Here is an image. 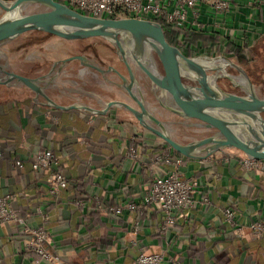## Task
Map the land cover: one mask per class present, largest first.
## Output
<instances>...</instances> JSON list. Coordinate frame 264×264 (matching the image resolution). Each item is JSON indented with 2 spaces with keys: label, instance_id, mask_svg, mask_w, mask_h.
<instances>
[{
  "label": "crops",
  "instance_id": "1",
  "mask_svg": "<svg viewBox=\"0 0 264 264\" xmlns=\"http://www.w3.org/2000/svg\"><path fill=\"white\" fill-rule=\"evenodd\" d=\"M250 12L245 9L246 26L263 34L264 9L252 12L256 18ZM89 107L97 113L53 108L25 85L0 83V197L13 196L12 206L21 215H29L30 228L42 224V212L52 216L53 252L68 264H135L141 249L147 253L166 250L185 264H264V236L248 233L239 238L223 221V209L228 207L237 211L244 224L264 219V170L247 171L235 159L227 160L233 150L214 154L212 163L189 159L183 163V176L200 182L197 199L208 198L211 204L199 202L193 210L177 214L166 234L160 230L164 214L156 208L141 217L126 209L122 217L97 215L82 222L79 212L64 204L87 186L93 190L91 203L98 196L108 207H126L140 203L155 175L173 170L160 166L151 167V172L128 156L129 141L138 142L145 160L154 156L152 148L164 145L129 110L114 106L101 113L106 105ZM41 150L57 151L61 171L77 183L63 190L56 203L47 194L49 173L31 168ZM14 160L22 161L25 169L12 167ZM137 221L140 232L134 247L131 240ZM28 239L21 226L0 224V264H34L25 250Z\"/></svg>",
  "mask_w": 264,
  "mask_h": 264
},
{
  "label": "water",
  "instance_id": "2",
  "mask_svg": "<svg viewBox=\"0 0 264 264\" xmlns=\"http://www.w3.org/2000/svg\"><path fill=\"white\" fill-rule=\"evenodd\" d=\"M35 5L31 11L24 10ZM0 8L5 12L0 20V45L9 43L25 34L43 32L61 37L67 41L100 38L108 40L117 49L125 63L129 79L116 69L123 80V87L139 109L120 101H111L101 113L118 106L129 110L148 131L162 140L172 150L189 160H202L225 151H237L251 159L264 160V98L259 97L247 73L239 68L248 82V95H238L217 90L209 80L204 66L195 58L188 57L171 45L163 26L146 19L99 18L86 15L56 0H0ZM151 52L154 67L146 65L145 56ZM158 56L163 74L157 70L152 56ZM79 60L84 66L101 74L107 73L89 61L85 56H74L63 61ZM134 63L160 91L162 103L168 111L185 120H192L195 126L210 132V135L192 142H181L174 138L165 124L147 108L142 98L133 93L137 85ZM6 76L2 84L16 81L34 91L37 96L45 97L47 105L62 110L82 109L97 113L93 108L73 104L63 107L56 104L45 93L40 79H34L0 68ZM185 72L196 79L199 87L188 86L184 82Z\"/></svg>",
  "mask_w": 264,
  "mask_h": 264
},
{
  "label": "built area",
  "instance_id": "3",
  "mask_svg": "<svg viewBox=\"0 0 264 264\" xmlns=\"http://www.w3.org/2000/svg\"><path fill=\"white\" fill-rule=\"evenodd\" d=\"M82 13L99 18H125L146 19L151 21H164L170 30L179 37L185 32L220 33L244 46L248 40L250 45L257 41L258 34L246 26L245 9H250L253 18L255 13L264 9V0H56ZM250 17V15H247ZM250 20L252 18L250 17ZM233 25H235L233 27ZM252 31V32H250ZM248 32L253 36L249 37ZM128 156L153 172L154 167L170 166L172 171L164 175H155L150 190L143 196L140 203H131L124 206L109 207L107 214L119 216L124 210L137 212L144 216L148 209L156 208L164 214L161 233L166 234L176 223V215L196 208L197 203L210 205L208 198L197 199L200 182L193 177H186L180 171L181 166L188 159L173 156L169 148L162 154L142 159L138 150L132 148ZM235 159L247 171L260 172L264 170V160L251 159L237 151L229 154L227 160ZM201 163H212L211 157L200 160ZM61 159L52 150L38 151L31 163L33 170H44L50 175L48 191L52 196H59L67 188L68 181L60 170ZM12 167L23 170L25 165L20 160H14ZM153 167V168H151ZM13 196L0 197V224L18 225L23 228L29 239L25 242L26 253L32 258L34 264H68L61 256L51 250L53 241L49 231L43 223L49 220L46 214L41 215L42 224L36 228L27 225L29 215L21 213L12 206ZM102 208L101 199L95 196L92 199ZM84 208L85 203L79 202ZM224 224L239 238L248 233L256 237L264 236V219H256L248 224L242 223L237 211L228 207L223 209ZM140 232L139 221L135 222L131 244L136 247ZM16 264V263H9ZM135 264H185L175 257H171L166 250L157 253H147L141 249Z\"/></svg>",
  "mask_w": 264,
  "mask_h": 264
},
{
  "label": "rangeland",
  "instance_id": "4",
  "mask_svg": "<svg viewBox=\"0 0 264 264\" xmlns=\"http://www.w3.org/2000/svg\"><path fill=\"white\" fill-rule=\"evenodd\" d=\"M34 8L36 6L31 5L24 12ZM4 14L5 12L0 8V20ZM74 56L87 57L91 63L106 70L107 73L101 74L95 69L88 68L79 60L63 63L64 60ZM152 56L158 72L162 75L163 70L154 51ZM187 56L195 58L199 64L205 67L210 83L217 90L248 95L246 89L248 85L241 84V81L246 79L237 66L245 72L247 67L240 61L228 59L221 52ZM131 64L137 77V85L133 89V93L143 99L149 111L153 112L165 124L167 130L169 129L168 132L174 138L188 143L210 135V132H204L196 127L194 121L185 120L165 109L163 105L166 104V101L161 99L160 91L134 63ZM0 68L7 72L40 79L45 93L49 97L52 96L56 104L59 102L63 105L82 104L101 109L111 101H120L139 109L137 103L123 87L121 77L109 70L114 68L129 79L125 63L118 55L115 46L108 40L94 38L67 41L55 35L25 34L9 43L0 45ZM184 75V82L188 86L199 87L196 79L191 78L187 72ZM5 76L6 74L0 70V77L4 78ZM253 85L255 93L264 98V83L256 80V84L253 83ZM60 95L61 99L58 97ZM160 100L164 103L163 105ZM262 117L264 118V113Z\"/></svg>",
  "mask_w": 264,
  "mask_h": 264
},
{
  "label": "trees",
  "instance_id": "5",
  "mask_svg": "<svg viewBox=\"0 0 264 264\" xmlns=\"http://www.w3.org/2000/svg\"><path fill=\"white\" fill-rule=\"evenodd\" d=\"M6 1H13V0H6ZM108 18H112V17H108ZM158 23H160L163 26L164 31L171 45L181 50L184 54L190 55V54H199V53L221 52L225 54V56L228 59L240 61L243 65H245L247 67L245 68L246 73L248 74L251 81H253L252 83L256 84V80L258 82L264 83V79H263V76H264V33L257 36V41L254 45H250V41L248 40V42L244 46H241L237 42L233 41V39H230L229 37H225L224 35L218 32L216 33H201V32H196V31L185 32L181 35V37H179L178 34H175L174 32L170 30V28L164 21H158ZM31 34H35L38 36L39 35L40 36H43V35L50 36L51 35V34L42 33V32H33ZM132 148H135L136 150L139 151L138 142L133 143L132 141H129L128 149L130 150ZM169 148L170 147L168 145L164 144L160 148H152L153 150L151 154H153L154 156L159 155L167 151ZM53 152L60 158L59 153L57 151L53 150ZM173 156L179 157L181 155L173 150ZM60 170H61V165H60ZM66 178L68 181V186L66 189H68L72 187L75 182L72 181L67 176ZM76 184L77 183H75V185ZM47 194L50 195L49 191ZM50 196L52 199L54 198L53 199L54 203L58 201L56 199L57 196H52V195ZM92 196H93V190H92L91 185H89L86 187L85 192H83L82 194H79L77 197H74L68 200V202H66L64 205L68 209L72 207V209L74 208V211L75 210L78 211L80 215L79 219L82 222H84L86 218H89L90 216L91 217H96L97 215L102 216V217L113 216L105 212V209H108L109 207L105 205L103 201H102V208L98 207L96 203H91L90 198ZM79 202L85 203L86 206L84 208L79 207L78 206ZM42 213L49 216V220L43 223V225L49 231L51 239H52V230L49 227L52 216L49 213H44V212ZM124 213L125 212H123V214L119 216L122 217ZM54 253L56 254V252Z\"/></svg>",
  "mask_w": 264,
  "mask_h": 264
},
{
  "label": "bare ground",
  "instance_id": "6",
  "mask_svg": "<svg viewBox=\"0 0 264 264\" xmlns=\"http://www.w3.org/2000/svg\"><path fill=\"white\" fill-rule=\"evenodd\" d=\"M148 53H147V55L145 56V64L146 65H148L150 68H153V69H155V67H154V61H153V59H152V57H151V52H150V50L149 51H147ZM241 84L243 85V86H247L248 85V82H247V80H243V81H241ZM141 92V91H140ZM139 92V93H140ZM169 130V129H168ZM173 130V129H172ZM175 136V135H174Z\"/></svg>",
  "mask_w": 264,
  "mask_h": 264
}]
</instances>
